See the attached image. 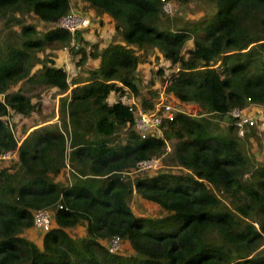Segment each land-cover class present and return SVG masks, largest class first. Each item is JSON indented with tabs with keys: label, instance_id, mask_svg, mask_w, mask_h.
<instances>
[{
	"label": "trees",
	"instance_id": "16d2710c",
	"mask_svg": "<svg viewBox=\"0 0 264 264\" xmlns=\"http://www.w3.org/2000/svg\"><path fill=\"white\" fill-rule=\"evenodd\" d=\"M173 1H201L210 11L176 16ZM173 1L0 0L6 22L18 14L14 40L0 43V153H13L0 160V264H264V163L248 151L264 115V0ZM71 11L89 25L58 27ZM30 15L47 29L25 22ZM66 48L69 74L49 54ZM149 53L181 103L228 118L248 107L256 124L243 136L232 123L215 132L203 115L181 111L165 122L164 137L142 138L124 97L153 109L137 98ZM38 85L68 93L57 121L29 131L49 106L33 94ZM151 157L160 167L135 171ZM134 193L165 213L136 216ZM38 209L50 211L51 227L33 241L27 233ZM115 236L120 248L110 252Z\"/></svg>",
	"mask_w": 264,
	"mask_h": 264
},
{
	"label": "rangeland",
	"instance_id": "374dc122",
	"mask_svg": "<svg viewBox=\"0 0 264 264\" xmlns=\"http://www.w3.org/2000/svg\"><path fill=\"white\" fill-rule=\"evenodd\" d=\"M173 1V0H172ZM175 9H174V14H176V16H181V17H185V18H197L199 16H202L203 11L204 12H209V8L207 6L206 3H202L201 1H192L189 4L186 5H180L179 7L176 6L175 2L173 1ZM173 10V8H172ZM16 16H18V14H15ZM13 15L14 17H12L8 22H6L9 19V14L5 17L2 18L0 17V43L3 42L4 40H14L15 38V31H17L18 29V23L15 22L16 16ZM93 18L95 22H97L98 20H100V17L97 15H93ZM105 19L101 18V27L103 28V26L107 23L106 28L107 30H111V26L109 24V22H106ZM25 22L33 24L37 27V29L42 32L45 31L47 29L46 24L42 23L41 21H39L37 18L33 17V16H27ZM109 24V25H108ZM98 30V29H97ZM93 29H90L89 33H93L92 32ZM102 31L100 32H95L94 31V38H100L103 37L102 36ZM92 38V39H94ZM190 46V43H189ZM138 54H141L140 51H137ZM43 54V53H41ZM49 54H51L52 56L54 55L55 57H57L58 60H60L61 63H64V59H66V54H65V49L63 50H56V51H50ZM67 56L70 57V52L67 54ZM142 57V56H141ZM67 60V59H66ZM70 61V59H69ZM59 62V63H60ZM161 63H163L161 60H159V57H157L154 53H149L145 59L142 61V63L139 66L138 72H137V79H138V89H139V97H137L138 99L141 97H147L149 102H155L156 100H158L159 98H161V94L162 96L169 100L173 105H177V103L179 102L180 105H177L178 108H180L181 111L194 115V116H202L206 117L209 120V126L212 130H215V132H225L227 130V127L230 125L231 119L228 118V116H219L216 114H200L201 110L200 107L197 104H193V103H181L177 98H175V96L172 93H167L166 92V80H167V74L169 73V71H164L162 70L163 68L160 67ZM64 65V64H63ZM63 68L66 70V67L63 66ZM76 69V67H74ZM160 68H161V73L160 72ZM79 70V71H77ZM83 70H85V68H83ZM82 71V69L77 68L76 69V73L80 74V72ZM80 76V75H79ZM24 91H27V89L29 88V85L23 84L22 85ZM154 89L156 90V95L154 97H150V95H148L149 90ZM27 93V92H26ZM34 93H39L41 96H43L44 98H50V102H48L47 104H49V106H46L44 108V112H46L47 116L51 117L52 114L51 112L53 110H51L53 107L52 105L57 104V100H59L57 97L55 98L53 96V91L51 92V90L49 88H46L44 86H36L35 90L33 91ZM31 94V93H30ZM42 97V98H43ZM137 100V99H136ZM54 106V107H55ZM51 111V112H50ZM50 112V113H49ZM253 114H256L257 112H252ZM39 114V113H38ZM41 114V113H40ZM264 115H262V119L261 121L257 124V126L255 128L258 127V139H251V141H249V153L253 156L254 159H256L257 161L264 163ZM169 146L167 147V150H170V143H168ZM175 172H184V170H180V169H176L173 170ZM132 178L134 177L131 176ZM131 201H130V208L132 210V212L136 215V216H141V217H158L163 215L165 212L156 204L153 203L151 201L142 199L138 194L134 193L131 197ZM126 246H125V250H126Z\"/></svg>",
	"mask_w": 264,
	"mask_h": 264
},
{
	"label": "built area",
	"instance_id": "2783aa9c",
	"mask_svg": "<svg viewBox=\"0 0 264 264\" xmlns=\"http://www.w3.org/2000/svg\"><path fill=\"white\" fill-rule=\"evenodd\" d=\"M165 12H171V4L165 3L163 6ZM89 18L83 16L75 11H71L62 16L57 26L75 32L78 29H82L89 25ZM76 47V46H75ZM68 49H65V53ZM124 103L133 114L134 128L138 134L145 138L149 136L164 137L165 122L172 120L176 112H180V108L177 105H173L169 100L165 99L162 94L161 98L154 102L153 109H144L140 103L136 100L134 95L124 97ZM245 108H232L229 112V116L232 125L235 127L239 136H243L246 129L255 125L257 122V115L252 114ZM13 153L10 151L0 153V160L8 159ZM160 167V160L158 158H147L137 163L136 172H144L149 170H155ZM33 227L40 232L48 231L51 227V213L47 209H38L33 213ZM120 239L115 236L108 242V249L110 252L119 250Z\"/></svg>",
	"mask_w": 264,
	"mask_h": 264
},
{
	"label": "crops",
	"instance_id": "0c3cea01",
	"mask_svg": "<svg viewBox=\"0 0 264 264\" xmlns=\"http://www.w3.org/2000/svg\"><path fill=\"white\" fill-rule=\"evenodd\" d=\"M69 52H67V53H65L66 55V59H64V60H62V61H64V63H61L60 62V60H57V61H59L60 62V64H61V66H65L66 67V72L69 74V73H71L72 72V69H73V66H72V63H71V61H69V59H70V57L69 56H67V54H68ZM58 62V63H59ZM64 64V65H63ZM75 85H72L71 83H70V81H69V90L71 89V88H73ZM14 89H15V87H14ZM51 90V92L53 91V93L56 91V89L55 88H51L50 89ZM68 93V92H67ZM67 93H64V94H56L54 97L56 98H60L61 96H63V95H65V94H67ZM47 98V97H46ZM147 98V97H146ZM148 99V98H147ZM48 100H49V102H50V98H48ZM113 100H114V98H113ZM57 103H58V100H57ZM179 103V102H178ZM47 105V104H46ZM55 106V104L54 105H52V109L54 110V116L53 117H49V116H47V114H46V112H44L43 111V113H41V115H43V116H40V118L41 117H43V120L42 121H40L37 125H34V126H31L30 127V129H29V131L30 130H32L33 128H36V127H39V126H42V125H45V124H49V123H52V122H54V121H57V117H58V112H57V104H56V106ZM51 112V111H50ZM49 112V113H50ZM28 234V236H29V239H31V240H33V241H37L38 240V237H39V235H40V232L37 230V229H35V228H33L32 227V229L30 230V232H28L27 233Z\"/></svg>",
	"mask_w": 264,
	"mask_h": 264
},
{
	"label": "clouds",
	"instance_id": "9594fccd",
	"mask_svg": "<svg viewBox=\"0 0 264 264\" xmlns=\"http://www.w3.org/2000/svg\"><path fill=\"white\" fill-rule=\"evenodd\" d=\"M181 112V111H180ZM40 232V231H39Z\"/></svg>",
	"mask_w": 264,
	"mask_h": 264
}]
</instances>
